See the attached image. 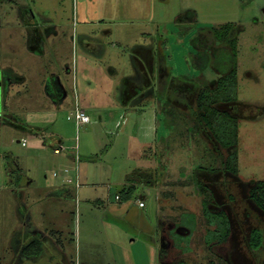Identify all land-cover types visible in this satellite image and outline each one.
I'll return each instance as SVG.
<instances>
[{
	"label": "rangeland",
	"instance_id": "rangeland-1",
	"mask_svg": "<svg viewBox=\"0 0 264 264\" xmlns=\"http://www.w3.org/2000/svg\"><path fill=\"white\" fill-rule=\"evenodd\" d=\"M188 12L197 21L178 23ZM27 20L47 37L38 50L25 38ZM229 21L239 25L238 99L248 108L239 176L201 172L213 187L211 208L231 221L228 239L210 245L194 178L197 165L212 162L205 144L181 121L165 129L159 112L169 108L152 89L130 104L125 94L140 75L135 56L145 63L154 50L173 74H196V25ZM0 68L2 110L25 125L0 119V264H264V246H248L264 213L244 185L264 179V0H0ZM77 106L91 118L80 128ZM135 169L153 185L117 199ZM77 177L78 188L69 183ZM34 238L45 243L42 257L22 253Z\"/></svg>",
	"mask_w": 264,
	"mask_h": 264
},
{
	"label": "trees",
	"instance_id": "trees-1",
	"mask_svg": "<svg viewBox=\"0 0 264 264\" xmlns=\"http://www.w3.org/2000/svg\"><path fill=\"white\" fill-rule=\"evenodd\" d=\"M194 14L188 12L182 15L178 23L196 22ZM196 26L191 39L194 48L191 65L198 72L175 75L167 70L165 64L156 60L154 50L151 58L145 63L135 56L140 75L134 79L132 87H127L125 102L130 104L134 98L144 95L149 88L152 89L165 111L169 108L168 113L159 112L160 123L165 125V129L173 130L178 121H181L186 125L187 131L198 136V140L205 144L212 162L208 165H197L194 178L203 194V215L210 227L205 241L212 245L228 239L231 234V221L226 210L211 208L215 201L213 187L201 179V172L211 175L222 172L232 179L239 176V120L245 116L244 111L248 104L238 99L239 25L229 21L220 25ZM209 69L217 72V76L207 78L205 72ZM1 72L0 68V74L3 76ZM0 82L4 83L3 80ZM2 103L0 102V119L16 127L25 128L22 121L2 110ZM167 114L173 117L168 120ZM215 162L218 165H215ZM139 183L151 187L154 180L150 173H144L141 169L133 170L128 173L126 183L117 194L118 199L136 198ZM244 185L247 186L250 203L264 213V179H252ZM225 186L227 187L226 184ZM225 193L231 200L235 199L231 189L225 190ZM145 196V193L140 194L142 198ZM192 216L194 217L193 214ZM182 220L180 223L186 225ZM248 246L254 251L264 246L263 228L251 229ZM22 253L29 258L42 257L45 253V243L39 238L29 239L23 242Z\"/></svg>",
	"mask_w": 264,
	"mask_h": 264
},
{
	"label": "crops",
	"instance_id": "crops-1",
	"mask_svg": "<svg viewBox=\"0 0 264 264\" xmlns=\"http://www.w3.org/2000/svg\"><path fill=\"white\" fill-rule=\"evenodd\" d=\"M27 24V34L26 40L29 43L30 48H34V50H38L40 48H42V46H45V44L47 43V37L44 35L43 29H41V27L38 25L37 22L30 21L27 20L26 21ZM56 86L58 88V90L60 89V91H62V85L60 83L59 78L57 79V81H55ZM62 92L60 93V97L62 96ZM144 208V207H142Z\"/></svg>",
	"mask_w": 264,
	"mask_h": 264
},
{
	"label": "built area",
	"instance_id": "built-area-1",
	"mask_svg": "<svg viewBox=\"0 0 264 264\" xmlns=\"http://www.w3.org/2000/svg\"><path fill=\"white\" fill-rule=\"evenodd\" d=\"M75 120H76V125L78 128H80L84 124L91 122L90 116L84 110L79 108L78 106L76 107V110H75ZM25 142H26V140L24 139L23 144H25ZM61 149H63V145H62V142H59L58 146L55 147V152H60ZM76 159L79 160L78 155L76 156ZM73 182H75V185L77 188L81 186L79 177H77L75 180L69 179V183H73ZM116 197L118 199L119 195H117ZM144 205H145L144 201H141L139 203L140 207H143Z\"/></svg>",
	"mask_w": 264,
	"mask_h": 264
},
{
	"label": "flooded vegetation",
	"instance_id": "flooded-vegetation-1",
	"mask_svg": "<svg viewBox=\"0 0 264 264\" xmlns=\"http://www.w3.org/2000/svg\"><path fill=\"white\" fill-rule=\"evenodd\" d=\"M0 81H2V76H1V74H0ZM2 88H3V83L1 84V82H0V95H1V92H2Z\"/></svg>",
	"mask_w": 264,
	"mask_h": 264
}]
</instances>
